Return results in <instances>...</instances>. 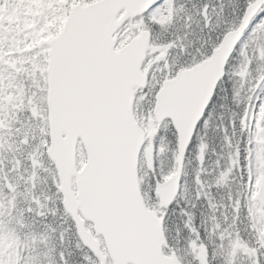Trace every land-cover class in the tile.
I'll use <instances>...</instances> for the list:
<instances>
[{
	"label": "snow or ice",
	"instance_id": "1",
	"mask_svg": "<svg viewBox=\"0 0 264 264\" xmlns=\"http://www.w3.org/2000/svg\"><path fill=\"white\" fill-rule=\"evenodd\" d=\"M0 264H264V0H0Z\"/></svg>",
	"mask_w": 264,
	"mask_h": 264
}]
</instances>
